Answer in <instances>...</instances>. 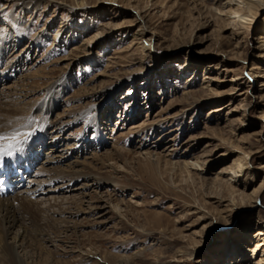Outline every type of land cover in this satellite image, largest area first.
Masks as SVG:
<instances>
[{
  "label": "rangeland",
  "instance_id": "1",
  "mask_svg": "<svg viewBox=\"0 0 264 264\" xmlns=\"http://www.w3.org/2000/svg\"><path fill=\"white\" fill-rule=\"evenodd\" d=\"M240 1L0 0V112L38 138L0 195L45 230L25 263L264 264V1Z\"/></svg>",
  "mask_w": 264,
  "mask_h": 264
},
{
  "label": "bare ground",
  "instance_id": "2",
  "mask_svg": "<svg viewBox=\"0 0 264 264\" xmlns=\"http://www.w3.org/2000/svg\"><path fill=\"white\" fill-rule=\"evenodd\" d=\"M263 1L264 0H258V1L257 0H241L240 2H238L239 3L238 9H234L232 11V14L234 15L239 14L237 17H241L242 14L240 13L245 10V7L248 9L249 12L252 13L254 11V8L258 5V3L263 2ZM5 109H7V107ZM30 113H31L30 110H27V109L23 110L19 108L16 109V112H13V111L10 112L7 110V112L3 113L1 111L0 112V132L10 131L13 127L17 126L18 124H27V128L25 130L30 131L31 129L34 128L33 125H35L32 122L28 123V117L30 116ZM39 139H42V141L40 142H43L44 140L46 141V138L40 137ZM35 140L36 141L32 142L30 146L25 145L23 151L20 152L19 155L17 154L16 156H13V157H6L4 161L0 163V175H5L7 173H10L9 168L12 169L15 166H16L15 167L16 169H17V166L21 168H24V166L29 168V165L34 164V160L38 161L39 154H34L33 153L34 149L32 152V148H34V145L36 144V142H38V138H35ZM28 152L31 153V156H29ZM32 153L34 154V157ZM24 159L30 160L28 161L29 165L22 164L20 162V161H23ZM245 164L246 163L245 161H243V159H238L230 167V171H232L234 174H238L236 176H239V174L242 171H244ZM197 165H198V161L192 162L191 160H186L183 166V169L185 172H187V174L191 175L192 174L191 169H196ZM7 166L9 167L6 168ZM30 167L33 169V166H30ZM19 179L20 177H18V180ZM22 183L23 182L18 181V186H21ZM24 198L26 199L28 197H24ZM27 202L31 203V201L28 199H27ZM19 205L20 207H15L14 202L9 201V199L7 198L4 199L0 197V264H31V263H25V261L19 256V253L17 251L16 241L23 242L26 239V237L30 236V234L31 236H36V234L39 235L40 237H43V235L45 236V233H44L45 230H43L40 224L38 223L39 215L37 214V210L33 208L32 204L30 205V207H27V205L24 206L23 204H19ZM25 217H28L27 221H29L30 225L32 226V229L30 230L29 228H24L25 225L22 226V224L25 223L24 222ZM21 229H23V231ZM259 233L261 234L262 232L259 231ZM11 239L15 240L14 243L9 241ZM261 242L255 241L254 245L258 247L262 244ZM208 262L209 261H206L205 263H208Z\"/></svg>",
  "mask_w": 264,
  "mask_h": 264
},
{
  "label": "snow or ice",
  "instance_id": "3",
  "mask_svg": "<svg viewBox=\"0 0 264 264\" xmlns=\"http://www.w3.org/2000/svg\"><path fill=\"white\" fill-rule=\"evenodd\" d=\"M34 118H29L28 123H31ZM27 124H18L10 131L0 132V163L6 157H13L14 155L23 151L26 143L31 139L36 131L35 128L25 130Z\"/></svg>",
  "mask_w": 264,
  "mask_h": 264
}]
</instances>
